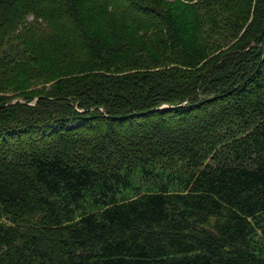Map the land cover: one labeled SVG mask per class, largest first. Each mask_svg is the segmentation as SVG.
Segmentation results:
<instances>
[{
  "label": "trees",
  "instance_id": "16d2710c",
  "mask_svg": "<svg viewBox=\"0 0 264 264\" xmlns=\"http://www.w3.org/2000/svg\"><path fill=\"white\" fill-rule=\"evenodd\" d=\"M4 114L0 264H264V0H0Z\"/></svg>",
  "mask_w": 264,
  "mask_h": 264
},
{
  "label": "rangeland",
  "instance_id": "374dc122",
  "mask_svg": "<svg viewBox=\"0 0 264 264\" xmlns=\"http://www.w3.org/2000/svg\"><path fill=\"white\" fill-rule=\"evenodd\" d=\"M163 69H165V67H162V68H160L159 70H163ZM255 69V68H254ZM224 74H231V75H237L238 76V73H237V67H236V65H232V64H230L229 66H226L225 68L223 67V69L222 68H220V69H218V71L214 74V75H209L208 77H207V79L208 78H217V77H221V76H223V78H224ZM220 84H222V83H220ZM162 90H165L164 92H165V94H163V95H161V96H163V97H165V98H167V94H171L172 92H174V91H176L177 89H176V86H175V84L173 83V84H168L167 85V81L165 82V85L164 86H161V92H162ZM215 96V94L214 95H212V97H214ZM187 100H191L190 98L188 99V98H186ZM18 99H15V98H13L11 101H9V102H7L8 103V105L9 104H11V103H14V102H16ZM20 100V105H22V104H28V105H32V106H34V107H36V105H38L37 104V100H32L31 102H26L24 99H19ZM164 100V99H163ZM165 100H167V99H165ZM215 102V101H214ZM219 103V102H218ZM43 104H45V103H43ZM56 104V106L55 107H53V108H51V109H46V108H44V106H42V108H40V109H43V112H44V116L46 115V116H49L48 118H51L52 116H53V112H56V113H58L59 114V116H62V117H65V116H67V117H70V116H73V113H72V111H71V109H70V107L68 106V104H66V103H61V102H58V103H55ZM214 105H216V104H214ZM213 105V106H214ZM7 114H9V113H7ZM7 114H4V119H2V120H4V121H2V122H0V127L2 128V127H5L6 125H8L7 123L9 122V121H11L12 119H14L12 116H10V117H7ZM67 117H65V118H63V119H67ZM53 118V117H52ZM45 119L46 118H44L43 119V121H45ZM71 119V126H80L81 125V121H79V120H76V119H73V118H70ZM84 119H87V118H84ZM83 119V120H84ZM138 118H135V119H130V120H126V121H122V122H118V121H114V124H118L119 126H121V125H123V126H125V127H128L129 129L130 128H132V129H135L136 130V127H135V123H137V122H139V121H142V120H144V119H141V120H137ZM91 120V119H90ZM31 121H33L32 119H31ZM49 120H47L46 122H48ZM67 121V120H66ZM85 121H88V120H85ZM68 122V121H67ZM94 122H95V124L97 123V122H100L99 120H95L94 119ZM107 126V123H102L101 125H99V127L97 128V129H95L93 132H91V133H88V134H86V137H87V144H91V143H93V144H95V146H98V145H100L99 143L102 141V139H104L105 138V129H102L103 127H105V126ZM48 127V126H47ZM56 127L57 126H53V129H56ZM19 133H21V132H19ZM36 133H39V132H37V131H31V132H29L28 134H30V136H33V135H35ZM125 134H123V136H124V138H125V135H129V134H127L126 133V131L124 132ZM18 135V134H17ZM22 136H24L25 137V135L24 134H21ZM212 135H214V134H212ZM211 135V136H212ZM16 137V136H15ZM1 138V137H0ZM123 138V139H124ZM143 138V137H142ZM144 139V138H143ZM12 140H14V138L12 139ZM106 140H108V139H106ZM114 142H117V139H115L114 140ZM139 141H138V139L136 138V140H135V143L134 144H137ZM127 146H129V145H127ZM96 157V156H95Z\"/></svg>",
  "mask_w": 264,
  "mask_h": 264
},
{
  "label": "water",
  "instance_id": "95a60500",
  "mask_svg": "<svg viewBox=\"0 0 264 264\" xmlns=\"http://www.w3.org/2000/svg\"><path fill=\"white\" fill-rule=\"evenodd\" d=\"M164 107H167V106H161L160 109H161V108H164ZM168 108H170V109H174V107H168ZM158 110H159V109L156 108V109H153V110L149 111L148 113H153V112H156V111H158Z\"/></svg>",
  "mask_w": 264,
  "mask_h": 264
}]
</instances>
